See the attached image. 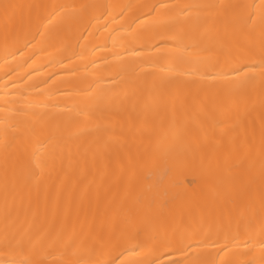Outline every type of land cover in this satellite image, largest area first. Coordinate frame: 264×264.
Instances as JSON below:
<instances>
[{"label": "bare ground", "instance_id": "bare-ground-1", "mask_svg": "<svg viewBox=\"0 0 264 264\" xmlns=\"http://www.w3.org/2000/svg\"><path fill=\"white\" fill-rule=\"evenodd\" d=\"M0 264H264V0H0Z\"/></svg>", "mask_w": 264, "mask_h": 264}]
</instances>
